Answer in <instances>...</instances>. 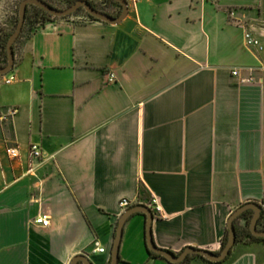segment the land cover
Wrapping results in <instances>:
<instances>
[{
    "label": "crops",
    "instance_id": "0c3cea01",
    "mask_svg": "<svg viewBox=\"0 0 264 264\" xmlns=\"http://www.w3.org/2000/svg\"><path fill=\"white\" fill-rule=\"evenodd\" d=\"M19 3L0 0V29ZM248 28L263 49L246 45ZM22 29L15 79L0 75V264H108L122 197L156 200L154 243L176 254L217 253L234 209L264 210V0H139L116 24L79 12ZM145 222L127 219L118 264L180 263L149 255ZM189 264H264V241Z\"/></svg>",
    "mask_w": 264,
    "mask_h": 264
},
{
    "label": "water",
    "instance_id": "95a60500",
    "mask_svg": "<svg viewBox=\"0 0 264 264\" xmlns=\"http://www.w3.org/2000/svg\"><path fill=\"white\" fill-rule=\"evenodd\" d=\"M121 5V12L117 16H113L110 13L100 10L94 7L88 2V0H75L66 7H57L49 4L45 0H21L18 6V21L8 37L6 43L7 50V61L4 65H0V75H5L14 68L15 63V53H14V43L20 35L22 28L25 23L26 9L29 4L39 6L43 8L46 12L55 17H66L75 13L78 8L82 7L88 14L95 17L96 19L106 21L108 23L116 24L121 22L129 13V6L127 0H115ZM251 209L253 211L252 217L250 219L249 228L251 233L256 237L264 238V230L257 228V221L260 216L262 207L254 201H248L232 211L227 220L228 237L224 247L218 252H213L208 249H201L192 246L185 247L179 254H171L166 249L158 247L153 240L152 235V222L154 219V213L150 207L143 204H135L123 211L118 219L115 234L113 239V244L111 248V259L108 264H118L120 243L122 239L124 225L127 219L134 213H143L146 216L145 222V243L146 247L167 258L172 262H181L189 254H197L208 258L211 261H222L230 253L232 246L236 241V230L234 226V220L238 218L244 211ZM70 264H92L87 256L83 253L75 255Z\"/></svg>",
    "mask_w": 264,
    "mask_h": 264
},
{
    "label": "trees",
    "instance_id": "16d2710c",
    "mask_svg": "<svg viewBox=\"0 0 264 264\" xmlns=\"http://www.w3.org/2000/svg\"><path fill=\"white\" fill-rule=\"evenodd\" d=\"M45 1L48 2L49 4H51L48 0H45ZM74 1L75 0H67V5L71 4ZM108 1H112V2L116 3L119 6L118 11L116 13H110V14L113 15V16L119 15V13L121 12V5L115 0H108ZM88 2L90 4H92L94 7L97 8V6L91 0H88ZM51 5H53V4H51ZM53 6H55V5H53ZM82 9H83L82 7L78 8V10L75 13H73V14H77V13L81 12ZM98 9L105 11V9H103V8H98ZM85 15H87L88 17H91V18H95V17L91 16L90 14H88L86 11H85ZM69 16H71V15H69ZM66 17H68V16H66ZM50 18H57V17L52 16L51 14H49L48 12H46L43 8H41L39 6L29 4L27 6V9H26V17H25L24 25L28 24L31 27H38L44 21H46L47 19H50ZM17 21H18V13H17L16 19H15V22H14V27H15ZM14 27L9 29V30H4L2 28L0 29V65H4L6 63V61H7L6 43H7L8 37L11 34V32L13 31ZM23 28H24V26H23ZM21 33H22V31H21ZM21 33H20V35H21ZM19 36H18V38H19ZM18 38H17V40H18ZM252 214H253V211L251 209H248V210L244 211L238 218H236L234 220V226H235V230H236V241L235 242H237L238 240H240L244 236L248 237L249 239H257V240H263L264 241V238L256 237L250 231L249 223H250V219L252 217ZM241 219L244 220V221H243V224L240 226L239 223H240ZM263 219H264V210L262 208L260 216H259L258 221H257V228L258 229L264 230V225L261 223V221ZM227 237H228V229L226 227L225 233H224V235L222 237V247H221V249L226 244ZM166 250L169 251L171 254H176V253H174L173 251H171L169 249H166ZM147 251H148L150 256H160L159 254L149 250L148 248H147ZM193 256H200V257H202V258H204L206 260H209L208 258H206L204 256L193 254V255H188L183 261H181L180 263H177V264H189V261H190V259ZM118 261H120V257H119Z\"/></svg>",
    "mask_w": 264,
    "mask_h": 264
},
{
    "label": "built area",
    "instance_id": "2783aa9c",
    "mask_svg": "<svg viewBox=\"0 0 264 264\" xmlns=\"http://www.w3.org/2000/svg\"><path fill=\"white\" fill-rule=\"evenodd\" d=\"M127 1H128L129 8L130 7L135 8L139 0H127ZM244 39H245V42H246V45L247 46H249V47H255V48L259 49V50L263 49V45H262L261 40L256 35H254L252 29L248 28V29L245 30V32H244ZM233 74L237 75L238 74V71L237 70L233 71ZM108 75H109V80L110 81L115 78V74L113 72H109ZM3 77H4L3 78L4 83L11 84L14 81V79H15V74H13V72L11 70L7 74H5ZM245 80L246 81H251V78H247ZM14 112H15L14 110L11 111V113H14ZM3 120H4V117L2 115H0V125H1V123H2ZM7 155L10 158L17 157L19 155L18 147L17 146L9 147L7 149ZM29 156H30V158L32 160H39L40 158H42L43 151H42V149H41V147H40L39 144L32 143L30 145V148H29ZM151 202L153 204H155L152 211L153 212H160L161 211V207L156 202V200L153 199ZM118 204H119V208H120L121 212H123L127 208H129L133 204V202H132L131 199H129L127 197H122L119 200V203ZM35 222L38 223V224H40V225H42V226H49L50 225V217L47 214H40V215H38L36 217ZM94 250H97L99 252H104L105 251V247H98V246H96L94 248Z\"/></svg>",
    "mask_w": 264,
    "mask_h": 264
},
{
    "label": "rangeland",
    "instance_id": "374dc122",
    "mask_svg": "<svg viewBox=\"0 0 264 264\" xmlns=\"http://www.w3.org/2000/svg\"><path fill=\"white\" fill-rule=\"evenodd\" d=\"M104 0H94V4L97 6V8H103V4H102V2H103ZM108 1V0H107ZM108 2H110V3H114V2H112V1H108ZM67 6V4H63V5H60V6H57V7H66ZM105 6V5H104ZM81 12L82 13H85V11H84V9H82L81 10ZM13 27H14V24H13ZM12 27V28H13Z\"/></svg>",
    "mask_w": 264,
    "mask_h": 264
}]
</instances>
